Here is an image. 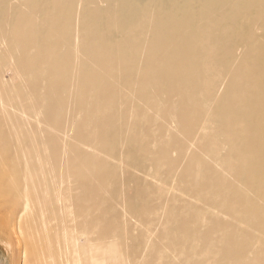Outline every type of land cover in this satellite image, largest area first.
<instances>
[{"label": "bare ground", "instance_id": "obj_1", "mask_svg": "<svg viewBox=\"0 0 264 264\" xmlns=\"http://www.w3.org/2000/svg\"><path fill=\"white\" fill-rule=\"evenodd\" d=\"M0 239L264 264V0H0Z\"/></svg>", "mask_w": 264, "mask_h": 264}, {"label": "rangeland", "instance_id": "obj_2", "mask_svg": "<svg viewBox=\"0 0 264 264\" xmlns=\"http://www.w3.org/2000/svg\"><path fill=\"white\" fill-rule=\"evenodd\" d=\"M220 220L225 219V216H220ZM137 230H141V227H136ZM25 235L21 237L23 242H27L28 239L32 236V238L36 239L35 234L31 235L27 231L24 233ZM0 264H14V254L12 248L8 246V244L0 239Z\"/></svg>", "mask_w": 264, "mask_h": 264}]
</instances>
